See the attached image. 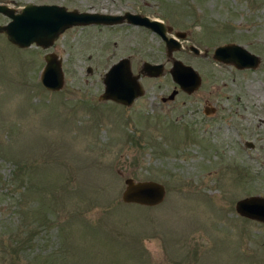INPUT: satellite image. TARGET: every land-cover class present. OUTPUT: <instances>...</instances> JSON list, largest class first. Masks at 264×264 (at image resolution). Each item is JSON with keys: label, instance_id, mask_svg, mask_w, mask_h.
<instances>
[{"label": "rangeland", "instance_id": "obj_1", "mask_svg": "<svg viewBox=\"0 0 264 264\" xmlns=\"http://www.w3.org/2000/svg\"><path fill=\"white\" fill-rule=\"evenodd\" d=\"M0 2L129 10L186 32L169 54L157 32L126 21L70 26L47 48L0 32V264H264V221L235 209L264 196V0ZM226 42L259 64L213 58ZM48 51L62 57L58 90L39 78ZM124 56L133 73L144 60L163 72L141 74L129 105L99 99ZM173 57L199 73V87L172 78ZM127 176L160 181L164 198L124 202Z\"/></svg>", "mask_w": 264, "mask_h": 264}, {"label": "water", "instance_id": "obj_2", "mask_svg": "<svg viewBox=\"0 0 264 264\" xmlns=\"http://www.w3.org/2000/svg\"><path fill=\"white\" fill-rule=\"evenodd\" d=\"M0 12L9 17L7 22L0 23V32H3L9 41L21 47L35 43L47 48L66 28L78 24H112L126 21L143 25L157 32L164 39L167 52L181 47V38L186 36V32L181 30L168 35L170 26H167L163 20L129 10L124 13L79 10L47 2H27L16 10L15 7L0 2ZM191 49L198 52V48L194 45H191ZM213 57L222 62L233 63L238 68L255 67L260 62L258 54L234 42L217 45L214 48ZM44 59V65L39 73L41 83L50 90L62 88L64 84L62 57L55 51H48L44 54ZM163 66V62L144 60L139 71L133 73L130 58L121 57L105 71L104 90L98 97L101 100H113L129 105L144 91L139 82L140 75L158 76L163 72ZM170 73L179 86L187 92L196 89L201 83L199 73L190 64H185L178 58L172 60ZM176 92L177 89H172L168 98H173ZM163 99L166 100L167 97ZM247 144L252 143L246 141ZM124 182L125 186L121 193V199L124 202L153 205L164 198L165 186L160 181L136 180L132 176H127ZM235 209L243 216L264 221V196L253 194L241 197L237 199Z\"/></svg>", "mask_w": 264, "mask_h": 264}, {"label": "flooded vegetation", "instance_id": "obj_3", "mask_svg": "<svg viewBox=\"0 0 264 264\" xmlns=\"http://www.w3.org/2000/svg\"><path fill=\"white\" fill-rule=\"evenodd\" d=\"M127 23H129V22H127ZM131 24H133V23H131ZM135 25H137V24H135ZM140 26H143V25H140ZM145 27V26H144ZM167 34L168 35H172L173 33H171L170 31H168L167 32ZM227 43V42H226ZM214 51V50H213ZM170 52H168V54H169ZM174 59V57L172 58V60ZM226 63H230V62H226ZM231 64H233V63H231ZM234 65V64H233ZM237 67V66H236Z\"/></svg>", "mask_w": 264, "mask_h": 264}, {"label": "trees", "instance_id": "obj_4", "mask_svg": "<svg viewBox=\"0 0 264 264\" xmlns=\"http://www.w3.org/2000/svg\"><path fill=\"white\" fill-rule=\"evenodd\" d=\"M17 166H18V164H17ZM17 171V170H16ZM16 171H15V173H16ZM24 179V178H23Z\"/></svg>", "mask_w": 264, "mask_h": 264}]
</instances>
